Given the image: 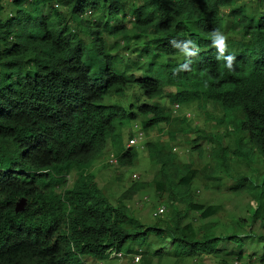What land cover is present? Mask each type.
Returning <instances> with one entry per match:
<instances>
[{"label": "trees", "instance_id": "trees-1", "mask_svg": "<svg viewBox=\"0 0 264 264\" xmlns=\"http://www.w3.org/2000/svg\"><path fill=\"white\" fill-rule=\"evenodd\" d=\"M25 1L12 0L11 13L0 18V264H85L84 258L103 262L112 254L138 255L137 264L202 256L239 264L241 241L215 234L208 219L219 208L199 203L194 183L254 202L249 219L258 222L262 244L252 264H264V0H255L256 16L237 0H29L28 9ZM224 18L241 38L229 45L238 51L225 53L235 57L231 69L217 59L211 35L223 31ZM187 40L198 46L196 56L181 51ZM127 86L143 97L134 109L105 103ZM165 90V104L152 101ZM207 103L221 115L208 113ZM191 104L233 137V147L191 126L190 114L172 115V106L181 111ZM140 115L146 116L141 132L159 137L142 147L157 170L111 205L89 169L107 143L116 166L133 165L137 149L123 148L121 129ZM177 134L197 155L200 142L211 145L209 165L179 162L172 152ZM250 159L260 172L256 187L240 171ZM67 171L74 174L70 187L57 193ZM219 174L232 184L222 186ZM146 189L166 209L164 220L147 225L127 205ZM223 241L238 252L221 247Z\"/></svg>", "mask_w": 264, "mask_h": 264}, {"label": "rangeland", "instance_id": "rangeland-1", "mask_svg": "<svg viewBox=\"0 0 264 264\" xmlns=\"http://www.w3.org/2000/svg\"><path fill=\"white\" fill-rule=\"evenodd\" d=\"M136 4L140 2V0H133ZM30 5L29 0L25 1V8L28 9ZM244 5L248 12L254 16L257 14V6L255 4V0H237L236 6ZM1 11H0V18L7 16L9 13H11L12 10V4L11 2L1 0ZM62 14H64L66 21L71 24L70 20H68V14L65 10H61ZM226 11L223 12V16L225 17ZM85 18H88V20L93 21L96 19H99V16H89L87 13ZM127 18L122 22L123 25L129 27V24L127 23ZM115 22L119 23L118 19H112ZM230 24V21L226 18H224V25H223V31L221 32L227 37V51L226 53L234 54L236 51H238V47H230V41L236 43L241 40L240 36L232 34L228 30V26ZM81 37L83 38L84 43H88L89 40L81 34ZM108 42L111 40L107 39ZM119 55L125 56L128 59L135 60V57L130 55L127 52H124L122 49L118 51ZM134 75H138V73H134ZM166 90L164 91V94H162V97H159L157 99H153L152 101L165 104L166 101ZM143 100V97L140 96L139 92L136 90L133 86H127L124 88L123 96L122 97H110L105 100V103H120L125 109L126 105L128 103L133 104V109L135 106H137L139 103H141ZM131 110L134 112V110ZM172 108H170L171 110ZM205 110L210 113L213 117H219L221 115V112L219 110H215L214 112H211V105L210 103H207L205 105ZM182 112L190 114V121L189 124L191 126L199 127L200 129H204L210 134H212L214 137L220 136L221 137V144L225 145L228 144L231 147H233V137L226 138V136L223 135L224 131L222 128H216L213 126L212 123H207L205 121V118L201 112H199L193 104L188 106L186 109H181L179 113ZM178 113V112H177ZM146 118V116L140 115L137 117L136 121L133 122H127L123 123L122 129H121V144L124 148V146L127 144V140L130 137H136L138 132H141L139 127V122L143 121ZM141 136V144L145 146V143L148 140L155 141L158 139V134L156 131L151 130L148 131L146 134L142 133ZM242 135V134H241ZM243 136V135H242ZM191 138V137H190ZM177 144L173 145V150L177 155L178 161L181 163L185 162H193L194 166H196L197 169H201L205 165H209V159L207 155H209V148H211V145L206 144L205 142H200V154L197 155L194 151H190L189 146L182 143V138L179 134L176 135ZM135 151H137V158L135 159L133 165L130 168L127 167H118L116 164H109L107 161L111 158H113V152L107 143L102 155L98 160H96L91 168L89 169V172L94 176V180L97 183V186L102 190V192L105 194V196L108 198V201L111 205H115V199L117 196L124 191L132 182L139 181V182H149L153 173L157 170V166L154 164H150L148 159L146 158V152L144 149H139L136 147ZM245 162V161H244ZM250 162L247 166L242 163L240 171L241 174H244L252 185L254 187L258 186L261 183L260 180V172L258 171V166L256 162L253 163V159L248 160ZM261 161H258V164H260ZM65 180L66 184L63 186H60L58 188L57 193L60 192V190H64L70 187V183L72 182L74 178V174L72 171H67L65 174ZM217 179H219V182L222 186H229L232 184V182L226 178L225 176L219 174L215 175ZM210 183H207V187H209ZM195 194V198L199 203H202L204 205H211V206H218L219 210L218 213L211 218H209V223L213 225V230L215 231V234L218 236H224L227 237L231 233L237 236V239L241 241V244L243 246V249L241 252H243L242 260L239 264H252L256 263V258L258 255H260V248H261V242L259 241V236L261 234V230L258 227V222L253 221L250 223V212L251 209L254 207V202L250 200V198L244 194H240L238 196H234L232 194L227 193L226 191H216L215 188H207L204 189L203 187L199 186V184L194 183V185L191 187ZM262 199L264 201V195L262 196ZM151 204H154L153 208H151ZM158 199L155 198V196L152 195L151 191L146 189L144 192H141V194L138 193L135 196L132 197L130 201L127 202V205L129 207V211L133 217L141 221L143 224L147 225L152 223L153 221H160L165 219V208H163L162 205H158ZM150 205V206H149ZM159 209H161V214H159ZM158 213V214H157ZM238 219L244 220V225H238L236 221ZM221 247L225 248L226 250H232L234 252H238V249L234 248L231 243H228L226 241H223L221 243ZM132 256L127 257H116L107 261L98 262L93 261L89 258H84L85 264H137V262L133 263L131 260ZM139 262V261H138ZM232 264H238V262H231ZM183 264H216V259L211 258L209 256H202L196 261L193 260H186Z\"/></svg>", "mask_w": 264, "mask_h": 264}, {"label": "clouds", "instance_id": "clouds-1", "mask_svg": "<svg viewBox=\"0 0 264 264\" xmlns=\"http://www.w3.org/2000/svg\"><path fill=\"white\" fill-rule=\"evenodd\" d=\"M211 35H212V42H213L214 46L217 48V50H218L217 59H225L227 61L226 66L229 69H231L233 61L235 60V57H233V56H225V53L227 51V37L224 34H222L221 32H219V31H213ZM170 43H172L173 46L176 47V41L175 40L171 41ZM183 43H184L185 47L181 48V51L185 54V56L193 57V56H196L198 54L199 48L193 41L187 40V41H184ZM188 45H191L192 47L189 48ZM193 48L195 49V52L192 51ZM172 108H173V106H172ZM171 113H172V109H171ZM178 113H179V111H178ZM138 133L141 134V132H138ZM141 136H142V134H141ZM130 138H136V137H130ZM128 140H127V142H128ZM140 141H141V137L138 140L139 143L137 145H135V146H132V147H134V148L138 147L139 149H142L143 145L141 144ZM126 145H125V147H126ZM126 148H128V147H126ZM172 150H173V148H172ZM112 159H114V157ZM107 163H108V161H107ZM109 164H111V163H109ZM115 164H116V160H115ZM112 256H113V254L110 256V258ZM135 257H137L139 259L138 255H132L131 259H134ZM110 258H109V260H110ZM138 259L136 261L137 263H138ZM131 261L134 263L133 260H131Z\"/></svg>", "mask_w": 264, "mask_h": 264}, {"label": "built area", "instance_id": "built-area-1", "mask_svg": "<svg viewBox=\"0 0 264 264\" xmlns=\"http://www.w3.org/2000/svg\"><path fill=\"white\" fill-rule=\"evenodd\" d=\"M5 1L11 2L12 0H5ZM177 112H178L177 105H174L173 108H172V114H173V116H177V115H178ZM188 116H189L188 113H184V117L188 118ZM137 136H138V138H130V139L128 140V142H127L126 147H132V146L137 145V144L139 143L138 140L140 139L141 134L138 133ZM140 148H141V147H140ZM108 163L115 164V160L111 158V159L108 160ZM158 211H159V215H160L161 212H162L161 209H159ZM157 214H158V213H157ZM137 259H138V258L135 257V258L133 259V261L136 262Z\"/></svg>", "mask_w": 264, "mask_h": 264}, {"label": "crops", "instance_id": "crops-1", "mask_svg": "<svg viewBox=\"0 0 264 264\" xmlns=\"http://www.w3.org/2000/svg\"><path fill=\"white\" fill-rule=\"evenodd\" d=\"M171 262H172V261H171L170 259L163 258V260L161 261L160 264H172ZM183 263H184V262H183ZM183 263H182V264H183ZM152 264H154V262H153Z\"/></svg>", "mask_w": 264, "mask_h": 264}]
</instances>
